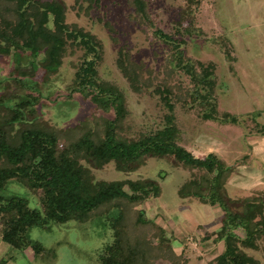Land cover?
I'll return each instance as SVG.
<instances>
[{
    "label": "rangeland",
    "instance_id": "rangeland-1",
    "mask_svg": "<svg viewBox=\"0 0 264 264\" xmlns=\"http://www.w3.org/2000/svg\"><path fill=\"white\" fill-rule=\"evenodd\" d=\"M56 1L63 6L66 25L83 29L101 44L98 80L114 85L124 96L127 114L118 129L120 138H137L163 126L167 111L155 90L159 85H169L176 99L174 113L180 144L197 158L214 153L233 167L225 184L230 198L250 196L260 189L264 193V0H145L152 27L133 19L129 0ZM6 5L0 0V9ZM47 27L53 28L51 19ZM155 29L181 39V49L190 61L215 65L218 109L236 116V125L205 121L197 106L182 105L181 99L190 87L189 78L173 65V51ZM120 50L143 67L141 78L145 84L139 90L132 88L118 67ZM82 55L81 50H75L63 58L57 72L46 74L41 69L42 53L35 60L28 52L0 54V125L5 126L13 143L34 117L41 127L57 133L59 149L69 146L87 128L102 133L110 112L81 93H70L68 88ZM30 92L39 99L30 112L26 111L24 122L8 123L10 109ZM78 160L93 182L155 180L161 193L136 205L118 203L84 222L33 226L26 230L29 244L23 249L1 240L0 215V260L4 264H100L104 248L115 238L117 221L125 223L127 235L150 236V227H136L134 223L139 210L145 219L171 235L175 253L186 264H214L212 259L223 249L222 242L213 240L221 226V210L216 205L213 209L218 215L209 214V205L182 199L177 193L197 173L195 170L184 169L167 157H148L130 172L118 170L114 162L98 168L83 157L78 156ZM124 190L129 192L126 185ZM0 196L20 197L29 208L42 210L44 206L42 191L18 180H8ZM180 216L184 224L177 223ZM192 218L196 224L191 223ZM236 235L243 237V231L237 230ZM35 243L44 251L36 253L32 246ZM243 250L264 264V239L257 250ZM154 264L168 261L158 256Z\"/></svg>",
    "mask_w": 264,
    "mask_h": 264
},
{
    "label": "trees",
    "instance_id": "trees-1",
    "mask_svg": "<svg viewBox=\"0 0 264 264\" xmlns=\"http://www.w3.org/2000/svg\"><path fill=\"white\" fill-rule=\"evenodd\" d=\"M4 1L8 6L0 9V54L28 52L35 60L42 53L41 69L53 74L63 58L81 50L82 62L74 73L69 91L83 94L102 110H108L110 117L105 120L100 135L87 128L64 149L58 148L57 133L41 127L35 117L34 122L19 131L17 143L12 142L5 126L0 125V189L8 180H18L30 189L41 190L44 205L38 210L29 208L27 201L20 197L0 196L1 240L13 248L23 249L29 244L26 230L33 226L52 222L63 224L70 220L84 222L93 214L108 212L118 203L136 205L148 198H157L161 193L155 180L93 182L90 172L80 165L78 156L98 168L114 162L118 170L124 172L132 171L148 157H167L182 168L197 172L178 188L180 198L217 205L221 210V226L213 240L222 242L223 249L211 262L260 264L243 249L257 250L264 239V193L256 191L250 196L230 198L225 184L233 167L227 166L214 153L197 158L180 144L174 113L176 99L170 86L159 85L155 90L167 111L163 126L137 138H120L118 129L127 114L124 96L114 85L98 80L97 63L102 47L97 38L75 25H66L63 6L56 0ZM129 4L134 20L153 26L145 0H129ZM11 17L16 20L12 22ZM50 19L52 29L47 27ZM155 33L171 47L173 65L189 78L190 87L181 99L182 105L197 106L205 121L236 125V116L218 109L215 65L190 61L181 49V39L159 29H155ZM187 34L190 35L189 31ZM118 67L132 88L139 90L144 83L143 67L123 50H120ZM38 99L39 95L31 92L18 98L10 109L8 123L24 122L26 111L30 112ZM125 185L129 192L124 190ZM135 215L136 227H150V236L144 233L127 235L125 223L117 221L115 238L104 248L100 264H154L158 256L165 258L168 264H186L182 256L175 253L171 235L164 228L145 219L142 210ZM237 230L243 231V237L236 235ZM208 236L202 240H207ZM32 246L36 253L44 251L38 243ZM0 264H4V260H0Z\"/></svg>",
    "mask_w": 264,
    "mask_h": 264
},
{
    "label": "crops",
    "instance_id": "crops-1",
    "mask_svg": "<svg viewBox=\"0 0 264 264\" xmlns=\"http://www.w3.org/2000/svg\"><path fill=\"white\" fill-rule=\"evenodd\" d=\"M264 190V189H263ZM257 191H262L261 189L260 190H257ZM204 207H205V205H203ZM208 206V205H207ZM214 206H216V205H214ZM214 206H209V211H208V213L209 214H212V212H213V214H215V216H217L218 214L216 213V211H217V209H213L214 208ZM184 208V207H183ZM211 208V209H210ZM217 208H219L218 206H217ZM203 211H204V209H202ZM207 213V212H206ZM192 221H194L193 223H197L195 220H194V218H192V220H191V223H192ZM180 222H182V224H184L183 223V217L182 216H180V218H179V220H177V223H180ZM190 223V224H191Z\"/></svg>",
    "mask_w": 264,
    "mask_h": 264
}]
</instances>
